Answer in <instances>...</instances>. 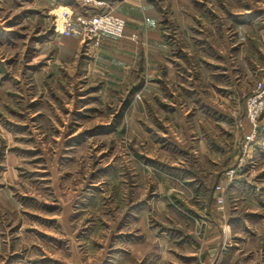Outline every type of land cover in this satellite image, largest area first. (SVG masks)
I'll use <instances>...</instances> for the list:
<instances>
[{"label": "rangeland", "instance_id": "1", "mask_svg": "<svg viewBox=\"0 0 264 264\" xmlns=\"http://www.w3.org/2000/svg\"><path fill=\"white\" fill-rule=\"evenodd\" d=\"M189 1L120 75L61 35L82 0H0V264H264V0Z\"/></svg>", "mask_w": 264, "mask_h": 264}, {"label": "crops", "instance_id": "2", "mask_svg": "<svg viewBox=\"0 0 264 264\" xmlns=\"http://www.w3.org/2000/svg\"><path fill=\"white\" fill-rule=\"evenodd\" d=\"M111 14L125 23L123 38L120 40L102 37L100 49L95 59L90 62L89 68L99 73H124V61L132 63L128 58H135V49L124 47L131 45L128 41L130 35H138L142 48L139 51L144 56L150 55L152 61H163L168 52L164 39L160 34L158 12L155 0H108ZM172 12L176 24L181 26L186 20L183 9H189V0H161ZM243 20V19H241ZM181 28V27H180ZM124 49L129 53H124ZM125 55V56H124ZM125 58V59H124ZM145 61V60H144ZM158 63V62H157ZM157 63L152 64L156 66ZM152 72H155L152 70Z\"/></svg>", "mask_w": 264, "mask_h": 264}, {"label": "built area", "instance_id": "3", "mask_svg": "<svg viewBox=\"0 0 264 264\" xmlns=\"http://www.w3.org/2000/svg\"><path fill=\"white\" fill-rule=\"evenodd\" d=\"M57 24L62 36L89 40L97 46L101 36L115 39L122 38L124 22L107 11L105 3L100 0H82L80 10L74 12L69 7L57 10ZM264 103V86H258V93L249 98L246 103L247 116L255 123L262 112ZM252 137H246L251 141Z\"/></svg>", "mask_w": 264, "mask_h": 264}]
</instances>
